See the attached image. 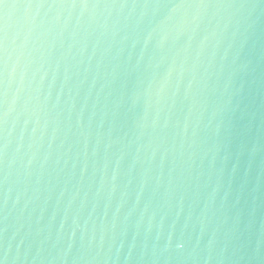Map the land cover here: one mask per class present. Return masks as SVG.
<instances>
[{
	"label": "water",
	"instance_id": "water-1",
	"mask_svg": "<svg viewBox=\"0 0 264 264\" xmlns=\"http://www.w3.org/2000/svg\"><path fill=\"white\" fill-rule=\"evenodd\" d=\"M0 264H264V0H4Z\"/></svg>",
	"mask_w": 264,
	"mask_h": 264
},
{
	"label": "snow or ice",
	"instance_id": "snow-or-ice-1",
	"mask_svg": "<svg viewBox=\"0 0 264 264\" xmlns=\"http://www.w3.org/2000/svg\"><path fill=\"white\" fill-rule=\"evenodd\" d=\"M0 5H4L5 7L7 6V5L4 3V0H0Z\"/></svg>",
	"mask_w": 264,
	"mask_h": 264
}]
</instances>
